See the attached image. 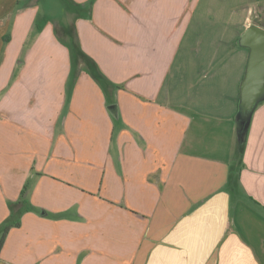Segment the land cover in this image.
<instances>
[{"label": "crops", "instance_id": "1", "mask_svg": "<svg viewBox=\"0 0 264 264\" xmlns=\"http://www.w3.org/2000/svg\"><path fill=\"white\" fill-rule=\"evenodd\" d=\"M20 1L0 0V224L26 186L47 214L0 264H264V101L236 155L264 0H71L93 1L73 24L119 88L82 72L70 94L69 21Z\"/></svg>", "mask_w": 264, "mask_h": 264}, {"label": "trees", "instance_id": "2", "mask_svg": "<svg viewBox=\"0 0 264 264\" xmlns=\"http://www.w3.org/2000/svg\"><path fill=\"white\" fill-rule=\"evenodd\" d=\"M92 4H93V1H90L88 5L78 6L76 8L78 10L74 9L73 19L75 20V19L80 18V13H83V12L89 13L92 7ZM65 15H67V13ZM73 23L74 21L72 22L73 27H71L69 24L61 25L62 31L64 32V37L59 32L58 26L55 32L58 40L63 45H65L70 52L72 70H71V81L69 84V94L73 90L79 78V75L82 72H86L87 74H89L103 89H105V92H108L107 86L113 87L114 89H118L119 87L111 83L106 78V76L100 71V69L95 64V62L83 51L80 45L77 30ZM39 30L41 29L39 28ZM245 143H246V137L243 140H240L237 145V148H236V155L238 159L237 162L240 161V158L243 154ZM25 191H26V188L23 189L22 191V197L16 202H11L9 205L10 216L5 221V229L7 233L11 231L13 228H19L21 226V223H22L21 220L25 213L36 211V209L25 198L24 196ZM2 244H3V241L0 244V250L2 248Z\"/></svg>", "mask_w": 264, "mask_h": 264}, {"label": "water", "instance_id": "3", "mask_svg": "<svg viewBox=\"0 0 264 264\" xmlns=\"http://www.w3.org/2000/svg\"><path fill=\"white\" fill-rule=\"evenodd\" d=\"M240 45L251 51L240 97V138L244 139L255 109L264 101V29L258 26L250 27L243 34ZM109 110L113 115H117L116 105H110Z\"/></svg>", "mask_w": 264, "mask_h": 264}, {"label": "rangeland", "instance_id": "4", "mask_svg": "<svg viewBox=\"0 0 264 264\" xmlns=\"http://www.w3.org/2000/svg\"><path fill=\"white\" fill-rule=\"evenodd\" d=\"M29 1L31 2V1H34V0H22V1H20L21 3H20V6H24V5H26V4H28L29 3ZM37 1V6H38V9L40 10V13H41V16H40V18H41V22H42V20L44 19V18H48V19H50L51 20V22L53 23V25H55L58 21H65L66 20V18H67V20L69 21V25L71 26V27H73V25H72V22H73V11H74V9L75 10H78V9H76L78 6H80V5H78V6H75L74 5V3L71 1V0H36ZM67 13V15L65 16V14ZM83 13H85L86 14V12H83ZM58 30H59V32L61 33V35L64 37V32L62 31V28L60 27V26H58ZM80 41V40H79ZM80 45H81V43H80ZM67 48V47H66ZM68 49V48H67ZM70 53V52H69ZM108 100H109V102H113V101H115V97L114 98H112V97H108ZM8 162H10V161H6V160H0V163L2 164V167L4 166V165H6ZM4 169H7V168H5V167H3ZM25 188H27L28 189V187L26 186ZM28 192L27 191H25V193H24V196H25V198L27 199V201H29V203L36 209V211H32V212H29V213H35V214H39V215H43L44 213H46L47 214V212H45V210H43V209H40V208H37V207H35L32 203H31V201H30V199L28 198ZM22 197V193L20 194V198ZM19 198V199H20ZM18 199V200H19ZM17 200V201H18ZM11 202H16V201H8L7 202V205H8V207H7V210L8 211H10V207H9V205H10V203ZM26 214H28V212L27 213H25L24 215H23V217L26 215ZM2 215V213H0V216ZM9 216H10V214H9ZM9 216H7V218H5L3 221H2V223L0 224V244H1V242L3 241V244H2V248H3V246H4V243H5V240H6V237H7V235H8V233L10 232H6V229H5V221L9 218ZM22 217V218H23ZM21 222H22V220H21ZM21 226H22V223H21ZM21 226L19 227V228H21ZM19 228H13V229H19ZM2 248H1V250H0V253H1V251H2Z\"/></svg>", "mask_w": 264, "mask_h": 264}]
</instances>
